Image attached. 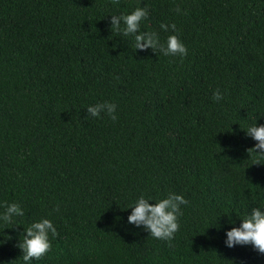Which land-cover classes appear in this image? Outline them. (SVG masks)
Listing matches in <instances>:
<instances>
[{
    "label": "trees",
    "instance_id": "16d2710c",
    "mask_svg": "<svg viewBox=\"0 0 264 264\" xmlns=\"http://www.w3.org/2000/svg\"><path fill=\"white\" fill-rule=\"evenodd\" d=\"M137 7L140 31L176 35L187 55L135 50L111 29ZM103 101L115 121L88 115ZM254 123L264 0H0V205L24 210L0 222V261L24 264V228L47 218L57 235L30 264H264L250 245L223 244L264 207V159L244 131ZM169 193L188 201L171 241L127 223L140 195Z\"/></svg>",
    "mask_w": 264,
    "mask_h": 264
},
{
    "label": "clouds",
    "instance_id": "9594fccd",
    "mask_svg": "<svg viewBox=\"0 0 264 264\" xmlns=\"http://www.w3.org/2000/svg\"><path fill=\"white\" fill-rule=\"evenodd\" d=\"M175 11L180 13L181 9L177 7ZM147 16V10L141 7H137L127 14L111 15V29L121 32L124 36H133L135 50L152 49L154 52L158 50L164 56H186L187 48L176 35H169L166 42L161 43L156 32L139 30L141 21L145 20ZM160 29L171 30L175 33L176 25L162 23ZM222 98L223 93L216 89L213 92V99L219 101ZM86 111L91 117H99L101 113H104L113 121L117 119V105L114 102L103 101L89 105ZM244 131L247 137L256 141L254 146L248 150V154L251 152L258 160L264 159V124L254 123ZM150 201H153L152 197L145 198L144 195H140L127 208L131 209L127 216V223L136 228H143L149 236L155 239L171 241L179 227L177 218L181 211V205L187 204L188 201L183 195L176 193H169L154 203H150ZM3 207V212H0V222L10 223L13 218L24 215V210L17 203L13 202ZM239 219L238 226H231L224 231V246L231 249L250 245L258 254L264 255V207H252L243 218ZM230 223L235 225V221H230ZM50 234L55 237L57 232L52 221L47 218L33 221L27 228H24L23 239L18 244L24 264H30L31 260L39 259L50 250ZM8 238L10 239V237ZM4 242L6 241L0 240V244ZM0 264H5V262L0 261Z\"/></svg>",
    "mask_w": 264,
    "mask_h": 264
}]
</instances>
